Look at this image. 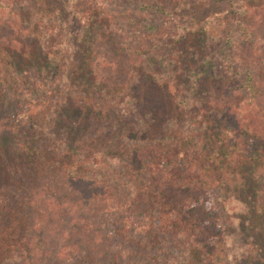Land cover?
<instances>
[{"label": "trees", "instance_id": "trees-1", "mask_svg": "<svg viewBox=\"0 0 264 264\" xmlns=\"http://www.w3.org/2000/svg\"><path fill=\"white\" fill-rule=\"evenodd\" d=\"M80 1L86 2L0 0V22L14 29L26 19L37 39L56 31L57 44L36 40L43 60L56 59L58 47L51 48L62 44L72 19L79 21L83 36L77 41L82 42L90 33L100 41V27L110 18L102 0L72 6ZM188 1L169 0L168 7L172 11ZM239 1L238 35L227 38L228 47L219 55L207 42L198 44L193 57L199 56V64L189 67L184 86L182 60L164 64L167 72L160 76L146 56L139 57L145 40L134 31L121 32L119 49L128 60L125 84L96 82L90 60H83L75 76L88 75L92 81L75 104L80 124L68 128V138L49 123L55 107L52 90L41 80L19 88L28 100H40L23 116L30 130L0 151V264H223L222 196L240 203L238 195L249 190L264 211V0ZM203 31L193 28L182 42L206 37ZM28 68L45 81L52 73L46 61ZM8 70L10 76L0 67V83L9 77L10 84L22 86L26 70ZM133 73L138 82L128 86ZM101 83L106 88L100 93ZM75 87L73 80L67 97ZM130 88L137 97L128 96V102ZM58 107L62 114L70 111ZM5 130L0 129V139ZM115 138L122 143L113 148L117 173L98 162L96 174L70 173L76 164L69 154L101 158ZM85 160L78 169L89 166ZM14 165H27V181L19 172L12 178ZM51 168L64 174H51Z\"/></svg>", "mask_w": 264, "mask_h": 264}, {"label": "rangeland", "instance_id": "rangeland-1", "mask_svg": "<svg viewBox=\"0 0 264 264\" xmlns=\"http://www.w3.org/2000/svg\"><path fill=\"white\" fill-rule=\"evenodd\" d=\"M89 1L73 2L72 6L84 8ZM168 1L137 0L129 5L127 0H102V9L106 11V14L110 15V18L107 17V24L104 21L100 27V33L98 32L102 36L100 41L95 39L93 33L85 35L82 42L81 40L77 41V38L80 39L83 34L79 21L74 18L71 24L68 25L70 28L68 33L65 34L62 44L53 45L51 48V51H53V48L58 47L56 51L60 55L59 58L49 57L48 60H43L44 57L41 56L42 46L36 40L40 41V43H44L45 40L46 42L51 40L53 44H57L61 39L56 31L43 34L37 39V36L33 37L31 35L32 31L28 20L25 19L22 23H18L17 28L11 29L10 25L6 26L2 19L0 22V41L13 40L15 43L12 46L4 45V41L0 43V67H2L7 76H10L8 67L11 66L14 69L16 68V71L22 72L26 70L28 76L21 77L23 78L22 86L20 82H18L19 85L14 84L15 81L10 84L9 77L6 78L7 80L3 79L0 83V94L2 96L0 99V129L8 128V130L4 131L3 138L0 139V151L10 147V142H19L21 137L30 130V125L23 116L34 102L40 100L39 97H33L32 100H28L23 96V93H18L19 88L24 89L27 84L34 87V84L41 80L46 88L52 90L51 96L55 100V107L52 113L53 117L49 119V123L55 129L57 127L59 136L65 139L66 137L68 138V128L72 125L74 126L75 123L76 125L77 123L80 124L79 121L77 122V118L75 119L78 115L77 110H75V104L78 105V101L83 96L81 93L88 91L89 87L87 88V85L92 81L87 74V77L81 76L78 78L75 76L77 75L75 72H78L77 67L82 64L83 60H90L89 63L92 64V68L96 72V76H93L96 78V82L99 78H102L110 86L117 83L125 84L124 73L126 72L125 67L128 65V60L122 57L125 55L121 54L119 49L123 30L130 32V34L134 31L138 40L142 38L145 40L140 51L141 56L139 55V57L142 60L143 56L144 59L146 56V61H150L152 65L151 70L157 72L160 76L167 72L163 69L164 64L175 65L177 58L181 59L182 63H180V66L185 70L186 75L182 76L183 85L180 86H184L189 82L187 76L190 73L189 67L193 66L194 63L199 64V56L197 59L193 57V54L196 53L195 47L198 48L205 41L217 53L216 55H219L228 47L227 38L229 36L236 37L239 33L242 22L239 13V0H190L187 3L188 5L178 7L172 11L168 7ZM161 3H163V9H161ZM164 9L166 12H163ZM193 28L204 30L206 37L199 36L198 38H193L192 42L189 39L182 42V37L187 34L186 32L192 31ZM173 40L178 42L170 44ZM206 53L208 54V52ZM117 60L124 63V66L119 64V62L117 63ZM42 61L48 62L51 66L52 73L47 74L48 79L46 81L40 76L36 78L33 70L28 68L38 62L42 63ZM118 66L120 67L118 68ZM134 76L133 73L131 80L128 77L126 85L130 86L138 82L133 79ZM135 77L138 76L136 75ZM73 80L76 81V87L67 97L69 87L72 88L73 86ZM81 82L84 83L82 86ZM96 82L93 85H96ZM103 83L96 88L100 93L104 92L106 88ZM93 85L91 84L90 86ZM110 94L111 92H108V100H111V97L109 99ZM78 95L80 96L79 98ZM121 95L119 97L116 96V101L119 99V103L121 102ZM128 96L136 98L137 93L130 88L126 97ZM63 97L65 98L64 101H62ZM125 100L129 102V97L125 98ZM71 103L74 106H71ZM59 104L66 105L70 110L69 113L62 114L63 110L58 107ZM128 106L129 103L125 104L124 108L127 109ZM64 116L66 119L63 118ZM79 118L83 121L82 117L79 116ZM112 126V124L108 125L111 129ZM120 145H122L121 141L115 138L110 148H108L109 145L104 148V153L102 151L104 156L101 158L90 153L85 160L81 155L69 154V157L76 164V169L74 171L70 170V173L96 174L94 167L98 165L96 162L103 165V168L108 166L111 172L117 173L119 169L116 165L117 161L113 160L116 158L113 148ZM82 159L87 161L89 166L84 165L82 169L81 167L78 169L77 166ZM26 167L27 165L24 168ZM24 168L14 165L11 172L14 171L15 173L12 178H15V175L19 172V174L24 175L25 181H27V175L31 174V172L27 171V169L24 170ZM104 172L105 170L103 171L102 169V173ZM50 173L64 174V171L60 168L54 170L51 168ZM99 173L101 172L98 171ZM70 186H73L76 190L79 188L81 191L90 185L86 183L85 187L75 184ZM56 187L61 188L58 184H56ZM238 198L243 202L238 203L231 196H228V198L222 196L221 199L222 225L224 226V254L222 262L223 264H264V211L251 197L249 190L245 191L243 195H238ZM254 214H257L258 218H255Z\"/></svg>", "mask_w": 264, "mask_h": 264}]
</instances>
